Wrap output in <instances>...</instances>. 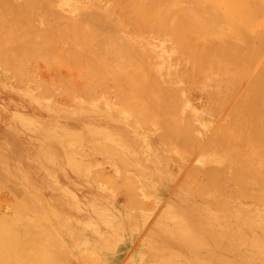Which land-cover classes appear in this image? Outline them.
<instances>
[{"label": "rangeland", "instance_id": "1", "mask_svg": "<svg viewBox=\"0 0 264 264\" xmlns=\"http://www.w3.org/2000/svg\"><path fill=\"white\" fill-rule=\"evenodd\" d=\"M64 1L0 0V264H264V216L251 214L264 210V159L257 165L252 158H264L256 142L264 134V97L256 101L264 94V1L72 0L76 9ZM83 33L93 38L87 45ZM97 40L130 46L100 49ZM95 42L103 55L94 56ZM88 56L96 67H88ZM106 56L128 65L119 64L121 80L133 78L124 70L137 72L134 86L118 84L128 97V90L141 91L136 100H117L116 70L106 68L118 64L103 66L98 59ZM99 73L108 86H100L106 83ZM207 88L226 96L222 119L201 125L188 102H201Z\"/></svg>", "mask_w": 264, "mask_h": 264}, {"label": "bare ground", "instance_id": "2", "mask_svg": "<svg viewBox=\"0 0 264 264\" xmlns=\"http://www.w3.org/2000/svg\"><path fill=\"white\" fill-rule=\"evenodd\" d=\"M170 1H171V0H170ZM189 1H190V0H189ZM193 1H194V0H193ZM215 1H216V0H215ZM218 1H219V0H218ZM224 1H227V0H224ZM228 1H230V0H228ZM228 1H227V2H228ZM233 1H234V0H233ZM233 1L231 0V2H233ZM241 1H242V0H241ZM248 1H249V0H248ZM258 1H259V0H257L256 2L260 4V2H258ZM263 1H264V0H263ZM263 1L261 0V2H263ZM64 2H65V7H66V8H70V9L73 8V9H76V8L79 7V4H78L79 1L75 3V2H73L72 0H65ZM174 2H175V1H174ZM177 2H179V1H177ZM191 2H192V1H191ZM200 2H202V0H201ZM204 2H205V1H204ZM221 2H222V1H220V4H221ZM227 2H226V3H227ZM234 2H235V1H234ZM234 2H233V3H234ZM237 2H238V1H237ZM244 2H245V1H244ZM256 2H255V3H256ZM198 3H199V2H198ZM202 3H203V2H202ZM218 3H219V2H218ZM224 3H225V2H224ZM249 3H250V2H249ZM253 3H254V2H253ZM257 3H256V4H257ZM192 4H193V3H192ZM199 4H201V3H199ZM207 4H208V3H207ZM222 4H223V3H222ZM228 4L230 5V2L227 3V5H228ZM23 5H25V4H23ZM166 5H167V4H166ZM176 5H177V4H176ZM186 5H187V4H186ZM215 5H216V4H215ZM231 5H232V4H231ZM231 5H230V8H231L232 6H234V5H232V6H231ZM244 5H245V4H244ZM261 5H263V3H261ZM27 6H28V5H27ZM194 6H195V4H194ZM204 6H206V4H205V5H204V4L202 5V7H204ZM208 6H209V5H208ZM213 6H214V4L212 5V7H213ZM216 6H217V5H216ZM248 6H249V5H248ZM28 7H29V6H28ZM91 7H93V6H91ZM91 7H86V9H90ZM212 7H209V8H212ZM225 7H227V6H225ZM262 7H263V6H262ZM97 8H98V5H97ZM206 8L208 9V7H205V8L202 9V10H204V13H205V9H206ZM223 8H224V7H223ZM227 8H228V7H227ZM247 8H248V7H247ZM86 9H85V10H86ZM93 10H94V7H93ZM93 10H92V11H93ZM202 10H201V11H202ZM211 10H212V9H211ZM217 10H219V7H218ZM217 10H215V11H217ZM224 10H225V8H224ZM249 10H250V9H249ZM251 10H252V9H251ZM186 11H187V10H186ZM186 11H185V12H186ZM207 11H208V10H207ZM213 11H214V10H213ZM243 11H244V9H243ZM245 11H247V9H246ZM245 11H244V12H245ZM253 11H254V10H253ZM255 11H256V9H255ZM87 12H88V10H87ZM183 12H184V11H183ZM187 12H189V10H188ZM209 12H210V11H209ZM220 12H221V11H220ZM244 12H243V13H244ZM217 13H218V11H217ZM238 13H239V12H238ZM248 13H249V12H248ZM252 13H253V12H252ZM252 13H251V14H252ZM255 13H256V12H255ZM258 13H261V12H258ZM258 13H257V14H258ZM182 14H183V13H182ZM182 14H181V15H182ZM188 14H189V13H188ZM198 14H199V13H198ZM210 14L213 15V12H210ZM225 14H226V13H225ZM233 14H234V13H233ZM244 14H246V13H244ZM81 15H82V13H81ZM98 15H100V14H98ZM183 15H184V14H183ZM185 15H187V13H186ZM191 15H192V14H191ZM193 15H195V14H193ZM199 15H200V14H199ZM227 15H229V12H228ZM234 15H235V14H234ZM234 15L231 14V16H230V15H229V16H230V17H232V16L234 17ZM236 15H238V14L236 13ZM239 15H241V14L239 13ZM242 15H243V14H242ZM242 15H241V16H242ZM249 15H250V13H249L247 16H249ZM263 15H264V11H263L261 17H262ZM83 16H85V15H83ZM247 16H246V17H247ZM252 16H253V15H252ZM97 17H98V16H97ZM100 17H101V16H99L98 18H100ZM188 17H189V15H188ZM190 17L192 18V17H194V16H190ZM190 17H189V18H190ZM206 17H207V16H206ZM209 17H210V15H209ZM211 17H212V16H211ZM223 17H225V16H223ZM226 17L228 18V16H226ZM235 17H236V16H235ZM93 18H94V17H93ZM98 18H97V20H98ZM179 18H180V15H179ZM181 18H183V16H182ZM194 18H195V17H194ZM202 18H203V16H202ZM216 18H217V17H216ZM256 18H257V20H258V19L260 18V16H259V17L256 16ZM83 19H84V22H85L84 24L86 25L85 18H83ZM214 19H215V17H213V20L210 18V20H211L212 22H216V21H215L216 19H215V20H214ZM225 19H226V18H225ZM229 19H231V18H229ZM262 19H263V18H262ZM87 20H88V19H87ZM177 20H179V19H177ZM187 20H188V19H187ZM199 20H200V19H199ZM219 20H220V19H219ZM223 20H224V19H223ZM231 20H232V19H231ZM233 20H234V19H233ZM239 20H240V19H239ZM253 20H254V19H253ZM82 21H83V20H82ZM102 21H103V20H102ZM203 21H204V20H203ZM227 21H228V20H227ZM229 21H230V20H229ZM234 21H235V20H234ZM234 21H233V22H234ZM241 21H242V20H241ZM241 21H240V22H241ZM245 21H246V19H245ZM248 21H250V19H249ZM260 21H261V19H260ZM263 21H264V19H263ZM91 22H94V21H91ZM95 22H97V21H95ZM100 22H101V21H100ZM103 22H105V20H104ZM206 22H210V21H206ZM212 22H211V23H212ZM219 22H220V21H219ZM219 22L217 21V23H219ZM233 22H232V23H233ZM238 22H239V21H238ZM252 22H253V21H252ZM118 23H119V22H118ZM217 23H216V24H213V25H214V28H216L215 25H216V26L218 25ZM221 23H222V22H221ZM245 23H247V22H245ZM96 24H97V23H96ZM177 24H178V23H177ZM248 24H249V23H248ZM85 25H84V26H85ZM92 25L94 26V24H92ZM105 25H106V24H105ZM119 25H120V24H119ZM208 25H209V24H208ZM219 25H220V24H219ZM232 25H233V24H232ZM107 26H108V24H107ZM210 26L212 27L211 24H210ZM250 26H251V25H250ZM250 26H249V27H250ZM217 27H218V26H217ZM222 27H223V26H222ZM224 27H225V26H224ZM229 27H230V25H229ZM89 28H91V25H90ZM89 28H88V27H87V28L83 27L84 32H86L87 29H89ZM106 28H107V27H106ZM214 28H211V30L213 29V30L216 32V29H214ZM232 28H233V27H232ZM83 29H82V30H83ZM85 29H86V31H85ZM96 29H97V28H96ZM101 29H102V28H101ZM200 29H201V28H200ZM205 29H206V28H205ZM207 29H208V28H207ZM218 29H219V28H218ZM218 29H217V30H218ZM229 29H230V28H229ZM107 30H108V29H107ZM246 30H247V29H246ZM89 31H91V30H89ZM89 31H88V32H89ZM100 31H101V30H100ZM203 31L205 32V30H203ZM208 31H209V30H208ZM248 31H249V30H248ZM217 32H218V31H217ZM217 32H216V34H217ZM223 32H224V31H223ZM261 32H262V31H261ZM86 33H87V32H86ZM86 33H85V34H86ZM100 33H101V32H100ZM105 33H106V32H105ZM201 33H202V32H201ZM213 33H214V32H213ZM85 34H84V33L82 34V38H83V40L86 38V37L84 38ZM96 34H97V33H96ZM111 34H112V36H113L114 34H116V32H115L114 34H113V33H111ZM111 34H110V36H108L109 38L111 37ZM190 34H191V33H190ZM208 34H209V33H208ZM216 34H215V35H216ZM218 34H219V33H218ZM223 34H224V33H223ZM247 34H248V33H247ZM263 34H264V33L262 32V35H263ZM86 35H87V34H86ZM93 35H94V34H93ZM219 35H220V34H219ZM248 35H249V34H248ZM118 36H119V35H118ZM199 36H200V35H199ZM206 36H207V35H206ZM225 36H226V35H225ZM225 36H224V38H225ZM229 36H230V35H229ZM97 37H98V36H97ZM108 37H106V38H108ZM116 37H117V36H116ZM119 37H120V36H119ZM201 37H202V36H201ZM216 37H217V39H218V38L220 39V37H218V36H216ZM244 37H247V36H244ZM87 38H88V37H87ZM87 38L84 40V42H86V43H82L83 45H84V44L87 45L88 43H90V42L93 40V38H92V40L89 39V38H88V39H89V40H88ZM106 38H105V40L109 41V38H108V39H106ZM113 38H114V37H113ZM208 38H209V37H208ZM212 38H213V35H212ZM222 38H223V37H222ZM226 39H227V38H226ZM263 39H264V38H263ZM86 40H88L89 42L86 41ZM115 40H116V39H115ZM119 40H120V39H119ZM123 40H124V39H123ZM210 40H212V39H210ZM214 40H215V38H214ZM214 40H213V42H214ZM220 40H221V39H220ZM230 40H231V39H230ZM256 40H257V39H256ZM97 41H98L99 46H100V45H101V44H100L101 41H100V40H97ZM217 41H218V40H217ZM217 41H216V43H215V42H214V43H215V44H218ZM234 41H235V40H234ZM234 41H233L232 43H234ZM258 41H259V40H258ZM260 41H262V40H260ZM102 42H103V41H102ZM114 42H115V45H116V41H114ZM114 42H113V40H111L110 43L107 42V43H105V45L108 44L107 47H110L109 49H112V48H114V47L112 46V45H114ZM123 42H125V41H122V42H120V43H122V45L125 44L126 47L129 48L130 45H129V44H126V42L123 44ZM220 42H221V41H220ZM230 42H231V41H230ZM95 43L97 44V46L95 45L96 48H95V46H94ZM95 43H93V45H92L91 48H94V51H95V52H98V53L95 54L94 56L98 55L99 52H100L99 49H98L99 51H96V50H97V47H98V43H97V42H95ZM111 43H113V44L110 46L109 44H111ZM120 43H117L116 47L118 46V44L121 45ZM149 43H150V42H149ZM232 43H231V44H232ZM259 43H261V42H259ZM262 43H263V42H262ZM136 44H137V43H136ZM140 44H141V43H140ZM147 44H148V43H147ZM147 44H146V45H147ZM210 44H211V43H210ZM228 44H229V43H228ZM236 44H237V43H236ZM253 44H254V42H253ZM103 45H104V44H103ZM103 45H102V46H103ZM105 45H104V46H105ZM115 45H114V46H115ZM122 45H121V46H122ZM125 45H124V46H125ZM127 45H129V46H127ZM219 45H220V44H219ZM239 45H240V44H239ZM261 45L264 46V44H261ZM90 46H91V44H90ZM90 46H89V47H90ZM102 46H100L101 48H100V47H99V48H100V49H103ZM104 46H103V47H104ZM121 46H120V47H121ZM207 46H209V44H207ZM211 46H212V44H211ZM250 46H251V45H250ZM250 46H249V47H250ZM257 46H258V45H257ZM263 46H261L260 48H262ZM118 47H119V46H118ZM126 47H125L126 52H129V51H130L129 53H131V50H129V49L126 48ZM229 47H230V46H229ZM258 47H259V46H258ZM82 48H83V47H82ZM91 48H89V50L93 51ZM156 48H157V47H156ZM253 48H254V47H253ZM260 48H258V49L261 50ZM263 48H264V47H263ZM95 49H96V50H95ZM127 49H128V50H127ZM130 49H131V48H130ZM236 49H237V48H236ZM249 49H250V48H249ZM255 49H256V51H257V48H256V47H255ZM83 50L86 51L87 48H86V49L84 48ZM106 50H108V48H107ZM125 50H124V51H123V50H122V51H119V52L121 53V55L123 54L122 52L125 53ZM134 50H136V49H134ZM205 50H206V49H205ZM240 50H241V48H239V51H240ZM262 50L264 51V49H262ZM91 51H89V52H91ZM102 51H103V50H101V52H102ZM132 51H133V50H132ZM145 51H146V50H145ZM256 51H255V52H256ZM263 51H259V54L256 53V55L258 54V56H259V55H260V52H263ZM70 52H71V51H70ZM70 52H69V53H70ZM86 52H87V51H86ZM89 52H88V53H89ZM101 52H100V54L103 55V53H101ZM112 52H114V51H112ZM112 52H110V53L112 54ZM119 52H118V53H119ZM240 52H241V51H240ZM255 52H254V53H255ZM72 53H73V52H72ZM83 53H84V52H83ZM107 53H108V54H106V53H104V54H106V55H109V54H110L108 51H107ZM116 53H117V52H116ZM120 53H119V54H120ZM129 53H128V54H129ZM226 53H227V52H226ZM263 53H264V52H263ZM74 54L76 55L77 53L74 52ZM84 54H85V53H84ZM84 54H81V55H80L81 58H82V55H84ZM100 54H99V55H100ZM126 54H127V53H125L124 55H126ZM128 54H127V55H128ZM149 54H150V53H149ZM157 54H158V53H157ZM161 54H162V53H161ZM234 54H235V53H234ZM75 55H74V57H75ZM99 55H98V56H99ZM102 55H101V56H102ZM248 55H249V52H248ZM252 55H253V56H256V55H254L253 53H252ZM72 56H73V55H72ZM84 56L86 57L87 55H84ZM84 56H83V57H84ZM111 56H112V55H110V57H111ZM113 56H114V55H113ZM116 56H118V55H116ZM135 56H138V55H135ZM242 56H243V55H242ZM249 56H250V55H249ZM249 56H248L247 58H249ZM253 56H251V57H253ZM258 56H257V58H256L257 60H258ZM260 56H261V58L259 57V61H260V65H261V60H260V59H262V55H260ZM70 57H71V55H70ZM78 57H79V56H78ZM88 57H89V56H88ZM88 57H87V59H88ZM106 57H107V58H106ZM106 57H104V59H103V58H102V59H101V58L98 59V61H100V62H101L102 60H105V61H102L103 64L105 63L103 66H107V65L110 64V65L108 66V67H110V66H112L113 64H114V65H115V64H118L117 66L115 65L117 68H116L115 66L110 67V68H106V67H105V68H106V70H107V69H110V71H111V69L114 70V71L116 70L115 74H114L113 71H111V72L113 73V74H112V80H113V76L116 75V77L114 76L115 78H114V80L112 81V83H113V82L116 83V85H115V83H113L114 86H115V88H113V89H116V88H117V89H116V90L118 91L117 93H119V91H120L121 89L119 90V85H118V84L121 85V84H122L121 82H123V81H124L125 83H126V82H130V83H132L131 80H132L134 77L137 78V77L139 76V75L137 74V72H135V70L133 71V72H135L134 75H133V72H129V71H131V69L128 70L127 73L125 72V70H126V68H127L126 66H128V65H129V66H130V65L133 66L132 64H134V63H131L132 61H131V59H130V58L133 57V56L130 54V57L128 56L129 60H128V58H126V60L128 61V63H127L128 65H127V64L125 65L126 62H124V60H123V62H124V66L122 65V62H121V61H120L121 64L118 63V62H117V59L115 60L117 63H114V60H112V59L110 58V59L113 61V63H112V62L109 63L110 60L108 61V56H106ZM122 57H123V56H122ZM124 57H125V56H124ZM141 57H142V56H141ZM245 57H246V56H245ZM263 57H264V56H263ZM68 58H69V57H68ZM105 58H106V59H105ZM112 58L115 59V57H112ZM139 58H140V57H139ZM236 58H237V57H236ZM70 59H71V58H70ZM79 59H80V57H79ZM118 59H119V58H118ZM122 59H123V58H122ZM124 59H125V58H124ZM134 59H137V60H138V57H136V58L134 57L133 60H134ZM141 59H142V58H141ZM141 59H140V60H141ZM256 59H255V57H254V60H256ZM77 60H78V59H77ZM77 60H76V61H77ZM119 60H120V59H119ZM119 60H118V61H119ZM126 60H125V61H126ZM167 60H168V59H167ZM242 60H244V59H242ZM252 60H253V58H252ZM252 60L250 59V61H249V59H248L249 62H251ZM263 60H264V58L262 59V64H264V63H263V62H264ZM67 61H68V60H67ZM76 61H73V62H76ZM90 61H91V60H90V57H89V61L87 60V61H85V62L88 63V62H90ZM94 61H95V59H94ZM68 62H69V61H68ZM68 62H67V63H68ZM137 62H138V61H137ZM252 62H253V63H251V64L253 65L254 63L257 64L258 61H252ZM76 63H77V62H76ZM83 63H84V62H83ZM93 63H94V62H93ZM107 63H108V64H107ZM158 63H159V62H158ZM258 63H259V62H258ZM72 64H73V63H72ZM77 64L79 65V61H78ZM77 64H76V65H77ZM119 64L122 65L121 68L123 67V69H124V67H125L124 74H126L128 78H129L130 76H133V78L130 77V78H131L130 81H129V80H126V81H125V79L121 80V78H119V77L117 76V75H119L118 73L120 72V71H119V72L117 73L118 68L121 69ZM161 64H162V63H161ZM164 64H166V63H164ZM256 64H255V66H256ZM90 65H91V63H90ZM90 65H89V63H88V67H89ZM135 65H136V64H135ZM158 65H160V64H158ZM257 65H259V64H257ZM66 66H67V65H66ZM71 66H72V65H71ZM94 66H95V65H94ZM94 66H90V67H94ZM139 66H141V65H139ZM139 66H138V63H137V67H139ZM163 66H164V65H163ZM79 67H80V66H78V67H76V68H79ZM81 67H82V66H81ZM84 67H85V66H84ZM86 67H87V66H86ZM95 67H96V66H95ZM134 67H135V66H134ZM214 67H216L215 64H214L213 68H214ZM253 67H254V66H253ZM259 67H260V66H259ZM73 68H74V66H73ZM73 68H72V70H73ZM76 68H75V70L77 71ZM135 68H136V67H135ZM152 68H153V67H152ZM260 68H261V67H260ZM260 68H259V69H260ZM85 69H86V68H85ZM88 69H89V68H88ZM95 69H96V68H95ZM99 69H100V70H99ZM99 69H96L97 72H100V71L103 69V67H102V69H101L100 66H99ZM123 69H122V71H123ZM133 69H134V68H133ZM133 69H132V70H133ZM140 69H141V68H140ZM144 69H146V68H144ZM255 69H256V68H255ZM263 69H264V68H263ZM93 70H94V68H93L92 70L88 71L87 73L93 72ZM98 70H99V71H98ZM83 71H84V70H83ZM94 71H95V70H94ZM126 71H127V70H126ZM249 71H250V70H249ZM251 71H253V68H251ZM254 71H256L255 73H256L257 75H258V73H260V72H257V71H259V70H258V66H257V69L254 70ZM263 71H264V70H263ZM80 72H81V70H80ZM97 72H96V73H97ZM102 72H104V69H103ZM111 72H110V74H111ZM140 72H141V71H139V73H140ZM153 72H154V71H153ZM162 72H163V71H162ZM168 72H169V71H168ZM171 72H172V70H171ZM207 72H208V71H207ZM76 73H77V72H76ZM78 73H79V72H78ZM78 73H77V74H78ZM83 73H84V72H83ZM128 73H132V74H130V76H129ZM169 73H170V72H169ZM172 73H173V72H172ZM249 73L251 74V72H249ZM72 74H73V72H72ZM84 74H86V73H84ZM93 74H94V73H93ZM122 74H123V72H122L119 76H121ZM135 74H136V75H135ZM141 74H142V73H141ZM141 74H140V75H141ZM146 74H147V73H146ZM152 74H154V73H152ZM155 74H156V73H155ZM161 74H162V73H161ZM165 74H166V73H165ZM216 74H217V73H216ZM260 74H264V73L262 72V73H260ZM69 75H70V74H69ZM100 75H102V77H101ZM105 75H107V74H105ZM163 75H164V74H163ZM211 75H212V74H211ZM251 75H254V73L252 72ZM82 76H84V75H82ZM89 76H91V74H89ZM95 76H96V75H95ZM99 76L101 77L100 79H102L104 82L107 80L106 77L103 78V74L99 73ZM99 76H98L97 79H96L97 82L99 81V79H98ZM123 76H124V75H123ZM149 76H150V75H149ZM165 76H166V75H165ZM165 76H164V77H165ZM169 76H170V75H169ZM85 77H87V76H85ZM117 77H118V78H117ZM127 77H126V79H127ZM147 77H148V76H147ZM153 77H154V75H153ZM255 77H256V76H255ZM255 77H254V78H255ZM116 78H117V79H116ZM122 78H123V77H122ZM141 78H142V76H141ZM141 78H140V79H141ZM145 78H146V77H145ZM173 78H174V77H173ZM244 78H246V77H244ZM105 79H106V80H105ZM118 79H119V80H118ZM153 79H154V78H153ZM165 79H166V77H165ZM247 79H248V78H247ZM252 79H253V76H252ZM102 80H100V81H102ZM108 80H109V79H108ZM108 80H107V81H108ZM115 80H116V81H115ZM137 80L139 81V77H138ZM137 80H136V79L132 80L133 83H132L131 85L134 86V82H135V81H136V83H138ZM166 80H167V79H166ZM241 80H242V79H241ZM249 80H250V79H248V81H249ZM253 80H254V79H253ZM261 80L263 81L264 79L261 78ZM96 81H95V82H96ZM100 81H99V82H100ZM103 81H102V82H103ZM117 81L120 82V83H118ZM142 81H143V79H142ZM248 81H245V84H247ZM250 81L252 82V80H250ZM250 81H249V82H250ZM86 82H87V81H86ZM140 82H141V80H140ZM140 82H139V84H137V85H138L139 88H140V87L142 88V87L144 86V84H143V86H141L142 82H141V84H140ZM144 82H145V81H144ZM148 82H149V81H148ZM151 82H152V81H151ZM177 82H178V81H177ZM235 82H236V81H235ZM235 82H234V84H235ZM246 82H247V83H246ZM251 82H250V83H251ZM257 82H258V81H257ZM87 83H88V82H87ZM92 83H93V82H91V83L89 82V84H92ZM105 83H106V84H101L100 86L102 87V86L105 85L104 87H106V86L109 85V83H108V84H107V82H105ZM136 83H135V88H136V89H139V88L136 87ZM153 83L156 84V82H154V80H153ZM159 83H160V82H159ZM168 83H169V82H168ZM243 83H244V82H243ZM259 83H260V82H259ZM263 83H264V81H263ZM126 84L129 85L128 83H126ZM146 84H147V83H146ZM251 84H252V83H251ZM251 84H250V86H251ZM95 85H96V83H95ZM149 85H150V84H149ZM152 85H153V84H152ZM248 85H249V84H247V87H248ZM253 85H254V81H253ZM253 85H252V87H253ZM260 85H261V84H260ZM87 86H88V85H86V89L88 88ZM117 86H118V87H117ZM155 86H156V85H155ZM157 86H158V83H157ZM157 86H156V87H157ZM261 86H263L262 90H264V84L261 85ZM91 87L93 88V87H96V86H94V85L92 86V85H91ZM91 87L89 86V88H91ZM104 87H103V88H104ZM120 87H121V86H120ZM146 87H147V86H146ZM148 87L151 88L152 86H151V87L148 86ZM148 87H147V88H148ZM156 87H155V88H156ZM165 87H166V86H165ZM205 87H206V86H205ZM208 87H209V86H208ZM221 87H222V86H221ZM244 87H245V86H244ZM252 87H251V88H252ZM254 87H255V86H254ZM84 88H85V87H84ZM84 88H83V90H84ZM97 88H98V87H97ZM99 88H100V87H99ZM121 88H122V87H121ZM132 88H134V87H132ZM144 88H145V87H143V90H144ZM147 88H146V89H147ZM155 88H153V89H155ZM242 88H243V87H242ZM81 89H82V87H81ZM86 89H85L84 91H88V89H87V90H86ZM94 89H95V88H94ZM104 89H106V88H104ZM239 89H240V88H239ZM248 89H249V88H248ZM253 89H254V88H253ZM89 90H91V89H89ZM92 90H93V89H92ZM131 90H132V89H131ZM206 90H207V89H206ZM249 90H250V89H249ZM260 90H261V88H260ZM101 91H104V90H101ZM122 91H123V90H121V92H122ZM128 91L131 92L133 95H135L136 93H138V95H140L139 93L141 92V91L139 92V90H138V92H136V90H132L133 92L135 91L134 93H133L132 91H130V90H128ZM128 91H127V92H128ZM144 91H146V90H144ZM167 91H169V90H167ZM212 91H213V90H212ZM218 91H219V90H218ZM241 91H244V90H241ZM241 91H240L239 93H241ZM245 91H247V88H246ZM245 91H244V92H245ZM251 91H252V90H251ZM257 91H258V90H257ZM125 92H126V91H125ZM129 92H128V94H129ZM147 92H148V91H147ZM159 92H160V91H159ZM248 92H249V91H248ZM248 92H247V93H248ZM261 92L264 93V91H261ZM109 93H110V92H109ZM115 93H116V91H115ZM117 93H116V95H115V96L118 95V96H117V98H118L117 100L123 99V97H126V96H127V95L123 94V92L120 93V94H117ZM131 93H130V94H131ZM142 93H144V92H142ZM148 93H149V92H148ZM148 93H147V94H148ZM166 93H167V92H166ZM194 93H195V92H194ZM205 93H206V92H205ZM205 93H204V94H205ZM237 93H238V92H237ZM259 93H260V91H259ZM259 93H257V94H259ZM122 94H123V95H122ZM160 94H161V93H160ZM195 94H196V93H195ZM206 94H207V93H206ZM242 94H243V92H242ZM260 94H261V93H260ZM119 95H122L123 97H122V96L119 97ZM133 95H130L129 97L127 96L126 98H128V99L124 98V99H126V102H127L128 100L132 99V98L134 99L135 96L133 97ZM149 95H150V94H149ZM166 95H167V94H166ZM168 95H169V94H168ZM207 95H208V96H207ZM207 95H206V97H204V98L210 97V98H207V99H209V100H208V101H209L208 103H216V101H217V97H216L214 94H212V95H211V94H207ZM251 95H252V94H251ZM251 95H249V97H250ZM255 95H256V94H255ZM255 95H254V97H255ZM261 95H262V94H261ZM131 96H132V98H130ZM140 96H141V95H140ZM140 96H138L139 99H138L137 101H140V99H142ZM171 96H172V95H171ZM197 96H198V95H197ZM197 96H196V98H197ZM200 96L202 97V95H200ZM225 96H226V95H225ZM237 96H241V94H239V95L237 94ZM256 96H257V95H256ZM136 97H137V96H136ZM143 97L145 98V96H143ZM198 97H199V96H198ZM227 97H228V96H227ZM262 97H264V94H263L262 96H260L259 99H258V98H257V100L255 99L256 101H258V103H259L258 105H260V101H259V100H262L261 102H263ZM115 98H116V97H115ZM119 98H120V99H119ZM144 98H143V99H144ZM147 98H148V97H147ZM168 98H169V97H168ZM177 98H178V97H177ZM219 98H220V97H219ZM228 98H229V97H228ZM233 98H234V97H233ZM124 99H123L122 101L125 102ZM136 99H137V98H135V100H136ZM154 99H155V98H154ZM165 99H166V98H165ZM198 99H199V98H198ZM158 100H161V99H158ZM191 100H192V99H191ZM202 100H203V99H202ZM233 100L236 101L237 99L234 98V99H232V101L230 102V104H231V103L233 104V105L231 104V106H234V107H235L236 105L234 104L235 102H234ZM122 101H121V102H122ZM143 101H145V100H143ZM143 101H142V102H143ZM164 101H165V100H164ZM199 101H200V100H199ZM199 101H198V102H199ZM237 101H238V100H237ZM237 101H236V104H237ZM239 101H241V100H239ZM249 101H250V100H249ZM132 102L134 103V101H132ZM132 102L129 101V102L126 103V104L128 105L129 103L131 104ZM145 102H146V101H145ZM250 102H251V101H250ZM136 103L139 104L138 102H136ZM140 103H141V101H140ZM150 103H152V101H150ZM188 103H189V105L191 106L190 109L194 107V106H193V105H194L193 103H190V101H189ZM205 103H206V100H205ZM244 103H245V102H244ZM253 103H254V101H253ZM256 103H257V102H256ZM124 104H125V103H124ZM130 104H129V106H130V107L132 106V108H130V109H133V106H134V105H130ZM137 104H135V105H137ZM155 104H156V103H155ZM158 104H159V103H158ZM166 104H167V103H166ZM146 105H147V104H146ZM146 105H145V107H147V110H149V109H148V105H147V106H146ZM152 105H154V104H152ZM173 105H174V104H173ZM254 105H255V103H254ZM261 105H262V109L259 108V107H258V108L261 109L262 111H264V109H263V108H264V103L261 104ZM139 106H140V105H139ZM154 106H155V105H154ZM167 106H168V105H167ZM171 106H172V105H171ZM256 106H257V104H256ZM143 107H144V106H143ZM143 107H142V105H141L140 107H138V108H141V109H138V110H139V111H142V110H143ZM234 107H233V108H234ZM136 108H137V107H135L134 109H136ZM154 108H155V107H154ZM167 108H169V107H167ZM167 108H166V110H165L166 112H167ZM174 108H175V107H174ZM215 108H216V107H215ZM228 108H229V107H228ZM233 108L231 107V108H229V110L231 109V111H232ZM250 108H251V107H250ZM194 109H196V108H194ZM253 109H254V108H253ZM138 110L136 109V111H138ZM144 110H146V108H145ZM188 110H189V109H188ZM229 110H227V112H226V110H225V112L228 113ZM134 111H135V110H134ZM194 111H195V110H194ZM248 111H249V108H248ZM259 111H260V110H259ZM262 111H261V112H262ZM163 112H164V111H163ZM251 112H252V111H251ZM160 113H161V112H160ZM190 113H191V112H190ZM190 113H189V114H190ZM226 113H225V114H226ZM255 113H256V112H255ZM162 114H163V113H162ZM171 114H172V113H171ZM176 114H177V113H176ZM234 114H235V113H234ZM252 114H253V113H252ZM159 115H160V114H159ZM169 115H170V114H169ZM218 116H220V115H218ZM225 116H226V115H225ZM228 116H229V115H228ZM231 116H232V114H231ZM197 117H198V116H197ZM223 117H224V116H223ZM237 117H238V115H237ZM237 117H236V120H237ZM250 117H251V116H250ZM262 117H263V116H262ZM151 118H152V117H151ZM177 118H179V117H176L175 120H176ZM229 118H230V117H229ZM232 118H233V117H232ZM238 118H239V117H238ZM167 119H169V118L167 117ZM170 119H171V118H170ZM221 119H222V118H220V120H221ZM165 120H166V119H165ZM175 120H174V121H175ZM229 120L232 121L233 119H229ZM229 120H228V121H229ZM252 120H253V119H252ZM257 120H258V119H257ZM260 120H261V116H260ZM262 120H263V119H262ZM230 121H229V122H230ZM263 121H264V120H263ZM194 122H195V123H198L197 121H194ZM213 122H214V121H213ZM233 122H236V121H233ZM260 122H261V121H260ZM207 123H208V121H207ZM237 123H238V122H237ZM237 123H236V124H237ZM175 124H176V123H175ZM186 124H187V123H186ZM188 124H189V123H188ZM204 124H205V123H204ZM220 124H221V125H219V126L221 127V126H222V123H220ZM226 124H227V123H226ZM239 124H240V122H239ZM239 124H238V126H239ZM255 124H256V123H255ZM263 124H264V123H263ZM263 124L261 123L262 128H263ZM196 125H197V124H196ZM227 125H228V124H227ZM253 126H254V125H253ZM258 126H259V125H258ZM192 127H193V129H194V127H197V126L193 125ZM198 127L200 128L201 126H198ZM230 127H232V126H230ZM230 127H225V128H229V129H230ZM239 127H241V126H239ZM255 127H256V126H255ZM223 128H224V127L222 126V129H223ZM225 128H224V129H225ZM237 128H238V127H237ZM241 128H242V127H241ZM190 129H191V128H190ZM209 129L211 130V128H209ZM212 129H213V128H212ZM252 129H253V128H252ZM255 129H256V128H255ZM218 130H219V129H218ZM220 130H221V129H220ZM225 130H226V129H225ZM236 130H237V129H236ZM236 130H235V131H236ZM262 130H263V129H262ZM262 130H261V131H262ZM221 131H224V130H221ZM230 131H231V130H230ZM233 131H234V130H233ZM233 131H232V133H233ZM237 131H238V130H237ZM256 131H257V130H256ZM263 131H264V130H263ZM188 132H189V131H188ZM210 132H211V131H210ZM225 132H227V131H225ZM239 132H240V131H238V133H239ZM207 133H208V132H207ZM221 133H222V132H221ZM232 133H230V134H232ZM216 134H217V133H214V136H215ZM233 134H234V133H233ZM236 134H237V133H236ZM262 134H263V133H262ZM178 135H179V134H178ZM218 135H219V134H217V136H218ZM179 136H180V135H179ZM224 136H225V135H224ZM230 136H231V135H230ZM234 136H235V134H234ZM234 136H233V138H234ZM236 136H237V135H236ZM238 136H239V134H238ZM192 137H193V136H192ZM254 137H255V136H254ZM254 137H253V139L251 140V142L254 141ZM258 137H259V136H258ZM263 137H264V134L261 136V138H257L256 142H257L258 140L260 141V139H261L262 142H264ZM188 138H189V137H188ZM196 138H197V137H196ZM227 138H229V136H228ZM233 138H232V139H233ZM240 138H241V136H240ZM192 139H193V138H192ZM210 139L212 140V137H211ZM225 139H226V138H225ZM235 139H236V138H235ZM235 139H234V140H235ZM183 140H184V139H183ZM211 140H210V141H211ZM215 140H216V139H215ZM237 140H241V139L238 138V139H236L235 141H237ZM180 141H182V140H180ZM187 141H188V140H187ZM196 141H197V140H196ZM208 141H209V140H208ZM227 141H228V140H227ZM231 141H232V140H231ZM259 141H258V142H259ZM261 141H260V144H262V146H263V150H264V145H263L264 143H261ZM182 142L184 143V141H182ZM188 142H190V141H188ZM214 142H215V141H214ZM251 142H250V143H251ZM185 143H186V142H185ZM185 143H184V144H185ZM192 143L194 144V142H192ZM197 143L199 144V141H197ZM197 143H195V144L197 145ZM212 143H213V142H212ZM225 143H226V142H225ZM227 143H228V142H227ZM229 143L231 144L230 141H229ZM239 143H240V142H239ZM178 144H179V143H178ZM186 144H187V143H186ZM230 144H228V145H230ZM252 144H254V146H255V145H256V146H257V145H260V144H258V143L255 144V141H254ZM179 145H181V144H179ZM212 145H213V144H212ZM187 146H188V145H187ZM189 146L192 147L191 143H190ZM193 146H194V145H193ZM205 146H207V145H205ZM242 146H243V145H242ZM242 146H241V147H242ZM254 146H253V147H254ZM256 146L253 148V149L256 148L255 151L257 150V147H259V146H257V147H256ZM262 146H260V147H262ZM194 147H195V146H194ZM207 147L210 148V145L208 144ZM207 147H206V148L204 147V148L207 149ZM211 147H212V146H211ZM232 147H233V145H232ZM246 147H247V146H246ZM183 148H184V147H183ZM185 148H186V146H185ZM185 148H184V149H185ZM237 148H238V147H237ZM247 148H248V147H247ZM249 148H251V147H249ZM205 149H204V151H205ZM220 149H221V148H220ZM251 149H252V148H251ZM260 149H262V148H260ZM201 150H202V149H201ZM201 150H200V151H201ZM231 150H232V149H231ZM248 150H249V149H248ZM220 151H221V150H220ZM257 151H258V150H257ZM260 151H261V150L258 151V154H260ZM206 152H207V150H206ZM240 152H241V151H240ZM203 153L206 154L205 152H202L201 155H202ZM207 153H208V152H207ZM230 153H231V152H230ZM256 153H257V152H256ZM261 153L264 154V151L261 152ZM197 156L199 157L200 155L197 154ZM197 156L195 155V158H196ZM218 156H219V155H218ZM225 156H226V155H225ZM238 156H239V155H238ZM247 156H248V155H247ZM258 156H259V158L262 159V161H263V159H264V158H262V157H263L262 154H261V155L253 156V157H252V158H253V161H254L255 163H257V165H258V162H257ZM261 156H262V157H261ZM198 157H197V158H198ZM216 157H217V156H216ZM239 157H240V156H239ZM255 157H257V158H255ZM197 158H196V159H197ZM218 158H219V157H218ZM222 158H223V157H222ZM241 158H242V157H241ZM222 160H223V159H222ZM228 160H229V159H228ZM237 160H238V159H237ZM255 160H256V161H255ZM216 161H219V160H216ZM226 161H227V160H226ZM226 161H225V162H226ZM258 161H259V159H258ZM262 161H261V162L259 161V163H260V164L263 163ZM219 162H221V161H219ZM234 162H235V161H234ZM242 162H243V161H242ZM246 162H248V161H246ZM190 163H191V162H190ZM216 163H217V162H216ZM226 163H227V162H226ZM244 163H245V162H244ZM250 163H251V162H250ZM219 164H220V163H218V165H219ZM221 164H223V163H221ZM221 164L219 165V167L221 166ZM248 164H249V162H248ZM218 165H217V166H218ZM257 165H256V166H257ZM261 165H262V164H261ZM261 165H259V166H257V167H261ZM230 166H231V165H230ZM191 167H193V166H191ZM225 167H226V166H225ZM263 167H264V166H262V169H263V171H264V168H263ZM221 168H222V166H221ZM221 168H220V169H221ZM248 168H249V167H248ZM253 168H255V167L253 166ZM222 169H223V168H222ZM257 169H259V168H257ZM223 170H224V169H223ZM251 170H252V169H251ZM260 170H261V168H260ZM232 171H234V170H232ZM238 171H239V170H238ZM253 171H254V170H253ZM257 171H258V170H257ZM263 171H262L261 174L264 173ZM235 172H236V171H235ZM235 172H234V174H235ZM240 172H241V171H240ZM242 172H243V170H242ZM244 172H246V171H244ZM201 173H202V172H201ZM254 173H255V172H254ZM258 173H259V171H258ZM237 174H238V173H237ZM242 174H244V173H242ZM242 174H240V176H242ZM258 175H259V174H258ZM240 176H239V177H240ZM254 176H256V175H254ZM260 176H261V175H260ZM235 177H236V175L234 176V178H235ZM243 177H245V175H244ZM236 178H237V177H236ZM236 178H235V179H236ZM240 178H241V177H240ZM261 178H262V177H260V179H261ZM200 179H201V178H200ZM257 179H258V176H257ZM229 180H230V179H229ZM241 180H242V178H241ZM262 180H263V179H262ZM244 181H245V180H244ZM248 181H249V180H248ZM259 181H261V180H259ZM261 182H262V181H261ZM238 183H239V181H238ZM247 183H248V182H247ZM249 183H250V182H249ZM244 184L246 185V182H245ZM260 185H261V184H260ZM237 186H239V185H237ZM241 186H243V185H241ZM250 186H251V184H250ZM261 186H262V185H261ZM259 187H260V186H259ZM262 187H263V186H262ZM237 190H238V189H237ZM240 190H241V189H240ZM246 190H247V189H246ZM213 192H214V191H213ZM220 192H221V191H220ZM242 193H244V192L241 191V194H242ZM242 195H245V194H242ZM247 195H248V194H247ZM247 195L245 196L244 199H246V198L248 199V197L250 198V196L248 195V197H247ZM240 196H241V195H240ZM238 197H239V196H238ZM242 197H243V196H242ZM258 197H259V196H258ZM255 198H256V197H255ZM260 198H261V196H260ZM242 199H243V198H242ZM260 200H261V199H260ZM260 200H258V201H260ZM263 200H264V199H263ZM255 201H256V200H255ZM261 201H262V200H261ZM260 203H261V202H260ZM243 210H244V209H243ZM243 210H242V211H243ZM247 212H249V211H247ZM251 214L263 215V216H264V210L257 209V210H256V213H253V211H251ZM0 227H1V226H0ZM1 233H2V232H1ZM2 235H3V233H2ZM2 235H1V237H2ZM8 238H9V236H8ZM5 241H6V240H5ZM5 241H4V242H5ZM0 242H1V239H0ZM6 242H7V241H6ZM2 243H3V242H2ZM0 246H1V245H0ZM0 248H2V246H1ZM0 250H2V249H0ZM3 252H4V251H3ZM3 252H2V253H3ZM16 253H17V252H16ZM8 255H9V254H8ZM13 256H14V255H13ZM41 256H42V255H41ZM45 256H46V255H45ZM2 257H3V256H2ZM2 257H1V258H2ZM39 257H40V256H39ZM6 258H7V257H6ZM26 258H27V257H26ZM20 259H21V258H20ZM5 260H6V259H5ZM16 261H17V260H16ZM26 261H29V260H26ZM0 262H1V261H0ZM3 262H4V261H3ZM40 264H41V263H40Z\"/></svg>", "mask_w": 264, "mask_h": 264}, {"label": "crops", "instance_id": "3", "mask_svg": "<svg viewBox=\"0 0 264 264\" xmlns=\"http://www.w3.org/2000/svg\"><path fill=\"white\" fill-rule=\"evenodd\" d=\"M206 93L211 94V95L214 94L217 97L216 103H208L209 99H207V98H210V97L204 98L207 95ZM206 93L202 94V97L200 98L201 102H199V103H194L193 99L190 100V103L194 104V107L192 108L194 117H195L196 121L201 125L204 123H205L204 125L212 124L213 121L215 122L217 119L221 118L222 111H223V105H224V101H225V99L223 97V96H225V94L224 93L223 94L218 93L217 90L212 91V90L207 88ZM205 100H206V103H205ZM194 108H196V109H194ZM218 115H220V116H218ZM207 121H208V123H207Z\"/></svg>", "mask_w": 264, "mask_h": 264}]
</instances>
